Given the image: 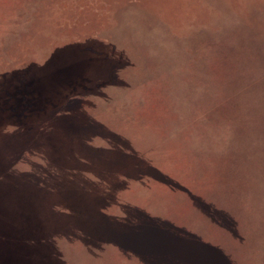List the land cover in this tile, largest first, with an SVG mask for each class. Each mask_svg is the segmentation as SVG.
<instances>
[{
  "label": "rangeland",
  "instance_id": "374dc122",
  "mask_svg": "<svg viewBox=\"0 0 264 264\" xmlns=\"http://www.w3.org/2000/svg\"><path fill=\"white\" fill-rule=\"evenodd\" d=\"M0 264H264V0H0Z\"/></svg>",
  "mask_w": 264,
  "mask_h": 264
}]
</instances>
